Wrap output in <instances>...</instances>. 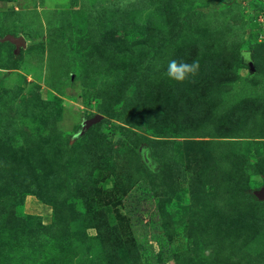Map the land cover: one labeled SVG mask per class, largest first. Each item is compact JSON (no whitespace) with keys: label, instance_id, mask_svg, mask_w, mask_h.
I'll return each instance as SVG.
<instances>
[{"label":"rangeland","instance_id":"obj_1","mask_svg":"<svg viewBox=\"0 0 264 264\" xmlns=\"http://www.w3.org/2000/svg\"><path fill=\"white\" fill-rule=\"evenodd\" d=\"M263 186L264 0H0V264H264Z\"/></svg>","mask_w":264,"mask_h":264},{"label":"clouds","instance_id":"obj_2","mask_svg":"<svg viewBox=\"0 0 264 264\" xmlns=\"http://www.w3.org/2000/svg\"><path fill=\"white\" fill-rule=\"evenodd\" d=\"M197 65L193 63L192 65H181L177 67L175 61L169 64V75L176 79H183L185 73H194L196 71Z\"/></svg>","mask_w":264,"mask_h":264},{"label":"water","instance_id":"obj_3","mask_svg":"<svg viewBox=\"0 0 264 264\" xmlns=\"http://www.w3.org/2000/svg\"><path fill=\"white\" fill-rule=\"evenodd\" d=\"M17 42L19 44H25V40L23 38H19L17 40ZM102 117L103 116L101 114H97L93 118L85 120L83 125H82V131L81 132L84 133V131L86 129H88L90 126H92L93 124L99 122L102 119ZM262 193H264V186L261 187L260 189L254 191V194H255L256 197H258L261 200H264V197L263 198L260 197Z\"/></svg>","mask_w":264,"mask_h":264},{"label":"trees","instance_id":"obj_4","mask_svg":"<svg viewBox=\"0 0 264 264\" xmlns=\"http://www.w3.org/2000/svg\"><path fill=\"white\" fill-rule=\"evenodd\" d=\"M95 93H96V92H95ZM95 96H98V93H96ZM86 130H89V129H86ZM86 130H85V131H86ZM253 198H255V197L253 196ZM262 202H264V201H262Z\"/></svg>","mask_w":264,"mask_h":264}]
</instances>
